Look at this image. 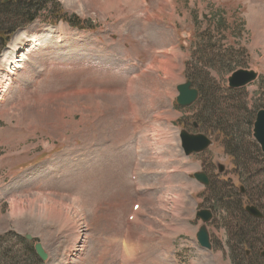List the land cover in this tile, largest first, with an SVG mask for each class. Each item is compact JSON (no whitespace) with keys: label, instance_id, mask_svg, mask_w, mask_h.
I'll use <instances>...</instances> for the list:
<instances>
[{"label":"rangeland","instance_id":"rangeland-1","mask_svg":"<svg viewBox=\"0 0 264 264\" xmlns=\"http://www.w3.org/2000/svg\"><path fill=\"white\" fill-rule=\"evenodd\" d=\"M53 1L79 27L43 10L0 46V264H240L242 232L264 264V220L245 210L264 213V0ZM239 70L260 78L231 91ZM189 80L191 110L176 104ZM182 130L214 145L186 156Z\"/></svg>","mask_w":264,"mask_h":264},{"label":"water","instance_id":"water-1","mask_svg":"<svg viewBox=\"0 0 264 264\" xmlns=\"http://www.w3.org/2000/svg\"><path fill=\"white\" fill-rule=\"evenodd\" d=\"M258 74L254 71H246L240 70L235 72L229 78V87L232 89H237L244 87L257 79ZM192 82H187L178 86L177 90L179 92V96L177 98V103L181 106H191L195 103L199 98V91L196 89H192ZM254 136L258 143L262 147V151L264 153V110L260 111L257 115V120L255 123ZM182 147L187 155L193 153H202L206 151L213 143L208 140L203 135H191L186 131H182L181 133ZM221 173L224 171V167L220 166ZM194 177L201 183L209 186L210 181L206 174L197 173ZM247 212L256 218H263V214L256 208L248 206L246 208ZM197 218L202 219L204 226H202L197 233V240L200 245L207 249H212L211 237L207 228V224L212 222L213 214L210 211L202 210L197 213ZM26 239L28 241H33L32 236H27ZM35 250L38 257L42 261H46L48 259V254L45 252L42 244L37 243L35 245ZM264 256V253H263Z\"/></svg>","mask_w":264,"mask_h":264},{"label":"trees","instance_id":"trees-1","mask_svg":"<svg viewBox=\"0 0 264 264\" xmlns=\"http://www.w3.org/2000/svg\"><path fill=\"white\" fill-rule=\"evenodd\" d=\"M49 5H52L53 8H48ZM58 7L59 5L57 3H54L53 0H9L6 3L5 0H0V20L7 19L5 21H0L1 48L3 49L7 45L10 36L13 35L18 29L24 28L26 24L34 23L37 18L40 17L41 12L43 10H50V12L53 13V16L58 18V20H68L65 15V12ZM48 21H50V19ZM53 22L55 23V21H52V23ZM70 22L75 26L79 25L71 20ZM212 108L213 107H210V110H212ZM233 156L236 161L239 160V156L236 151L233 152ZM261 157L264 156L261 155ZM246 218V221L252 225H254V223L259 222V220L253 219L248 216H246ZM251 235L252 234H246L242 232L237 236V248L234 251V256L237 254V257L234 258L235 262L242 260L240 264H252V262L250 261V257H247V251L241 254V247H244L245 245L250 247L251 245H253V241H251ZM23 242L25 244L27 243L25 240H23ZM30 250L32 252L31 254H33V257L37 259L34 253V249L30 248Z\"/></svg>","mask_w":264,"mask_h":264},{"label":"bare ground","instance_id":"bare-ground-1","mask_svg":"<svg viewBox=\"0 0 264 264\" xmlns=\"http://www.w3.org/2000/svg\"><path fill=\"white\" fill-rule=\"evenodd\" d=\"M111 2V1H110ZM259 6V5H258ZM135 7V6H134ZM136 8V7H135ZM136 16V15H135ZM142 16V15H141ZM137 17V16H136ZM137 19V18H136ZM140 19V18H139ZM137 24V23H136ZM134 32H136V31H134ZM144 32V31H143ZM120 33V32H119ZM130 34V33H129ZM33 39V38H32ZM109 42V41H108ZM36 43H38L37 42V40H34L33 41V44H32V46H30L31 48H34V46L36 45ZM107 44V43H106ZM113 44H114V42H113ZM29 49V48H28ZM27 49V50H28ZM97 49V48H96ZM100 49V48H99ZM114 49V48H113ZM29 51V50H28ZM105 51H106V49H105ZM115 53V52H114ZM98 55V54H97ZM23 57V56H22ZM111 57V56H110ZM114 58V57H113ZM115 59V58H114ZM162 61V60H161ZM121 64V63H120ZM13 65H14V68H10V70H11V73H12V71H14L16 68L17 69H19V66H21V62H17V61H14L13 62ZM157 67V66H156ZM107 68V67H106ZM161 69H162V67H161ZM102 70V69H101ZM104 70V69H103ZM107 72V71H106ZM170 72V71H169ZM48 73H49V71H48ZM103 75V74H102ZM173 75V74H172ZM47 78V77H46ZM170 78H173V77H170ZM90 79H91V77H90ZM94 81V80H93ZM167 81V80H166ZM51 82V81H50ZM162 82V81H161ZM161 84V83H160ZM160 84H159V86H160ZM153 85V84H152ZM155 85V84H154ZM163 87V86H162ZM149 89V88H148ZM119 90V89H118ZM4 92V91H3ZM85 92V91H84ZM134 92V91H133ZM2 93V92H1ZM8 93V92H7ZM82 93V92H81ZM145 93V92H144ZM171 93V92H170ZM80 94V93H79ZM103 94V93H102ZM149 95V94H148ZM152 95H154V93L152 94ZM111 96H112V94H111ZM129 96V95H128ZM155 96H157V95H155ZM118 97V96H117ZM151 98V97H150ZM156 98V97H155ZM149 102H151V101H149ZM154 102V101H153ZM144 103V102H143ZM147 104V103H146ZM128 106V105H127ZM137 107V106H136ZM155 107V106H154ZM102 160V159H101ZM82 181V180H81ZM191 194V193H190ZM13 197H14V195H13ZM181 197V196H180ZM20 200V199H19ZM12 202H14V201H12ZM16 203V202H15ZM14 203V204H15ZM140 203V202H139ZM16 206H17V204H16ZM78 206V205H77ZM81 207V206H80ZM45 209V208H44ZM22 210V209H21ZM70 212V211H69ZM24 213V212H23ZM175 217V216H174ZM178 218H179V216H178ZM73 219V218H72ZM137 219V218H136ZM163 221V220H162ZM160 225V224H159ZM63 231V230H62ZM174 232V231H173ZM193 232V231H192ZM82 239V237L80 238V239H78V240H81ZM137 249V248H136ZM138 253V252H137ZM203 255V254H202Z\"/></svg>","mask_w":264,"mask_h":264}]
</instances>
